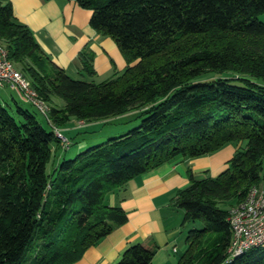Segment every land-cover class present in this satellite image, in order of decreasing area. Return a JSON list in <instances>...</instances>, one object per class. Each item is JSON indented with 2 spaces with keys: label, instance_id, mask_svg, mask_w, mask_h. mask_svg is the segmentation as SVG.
<instances>
[{
  "label": "trees",
  "instance_id": "trees-1",
  "mask_svg": "<svg viewBox=\"0 0 264 264\" xmlns=\"http://www.w3.org/2000/svg\"><path fill=\"white\" fill-rule=\"evenodd\" d=\"M76 1L93 10L95 29L116 40L127 60L122 72L102 81L73 77L17 19L11 0H0V46L49 105L42 114L52 127L21 97L14 98L19 119L0 100V264L78 261L129 219L110 202L114 191L229 143L238 145L225 170L202 178L191 170L190 184L172 198L183 225L194 224L176 264H264V247L228 252L229 210L264 178V0ZM81 57L94 76L93 56ZM209 72L220 75L203 78ZM130 112L138 125L62 155L49 172L53 156L70 147L56 128ZM155 252L133 244L115 264H150Z\"/></svg>",
  "mask_w": 264,
  "mask_h": 264
},
{
  "label": "crops",
  "instance_id": "crops-1",
  "mask_svg": "<svg viewBox=\"0 0 264 264\" xmlns=\"http://www.w3.org/2000/svg\"><path fill=\"white\" fill-rule=\"evenodd\" d=\"M11 2L17 19L34 31L45 52L73 77L102 81L126 68L127 60L116 40L91 25L92 9L76 0ZM260 17L264 20V13ZM84 51L93 56L94 76L84 70ZM72 122L67 130H73ZM236 150L229 143L212 153L166 162L129 180L110 195L112 204H120L127 211V222L86 249L72 264H115L128 246L137 243L156 248L150 264H176L187 247L185 240L180 248L182 235L187 233L184 211L172 198L190 184L191 170L196 178L217 176L228 167Z\"/></svg>",
  "mask_w": 264,
  "mask_h": 264
},
{
  "label": "built area",
  "instance_id": "built-area-1",
  "mask_svg": "<svg viewBox=\"0 0 264 264\" xmlns=\"http://www.w3.org/2000/svg\"><path fill=\"white\" fill-rule=\"evenodd\" d=\"M5 86L18 90L23 100L47 114L49 105L39 97L30 80L15 66L7 50L0 46V87ZM56 132L68 145L70 141L61 129L56 128ZM228 220L232 230L228 249L230 257L252 248L264 247V178L260 184L250 188L243 201L231 206Z\"/></svg>",
  "mask_w": 264,
  "mask_h": 264
},
{
  "label": "rangeland",
  "instance_id": "rangeland-1",
  "mask_svg": "<svg viewBox=\"0 0 264 264\" xmlns=\"http://www.w3.org/2000/svg\"><path fill=\"white\" fill-rule=\"evenodd\" d=\"M223 74H231L230 72H226ZM220 75L217 72H209L207 73L203 78L213 77ZM21 94L18 90L10 87H0V100L8 102L10 107V111L17 119H19V114L16 111V103L15 99L21 100ZM15 98V99H14ZM23 106L30 109L32 112H34L38 119L41 121V123L45 126L47 129H52L50 123L47 121L46 117L31 103L20 101ZM139 124V118H136L135 115L132 114V112L128 113L124 117H111L105 120H97L90 123H84V121H78L77 119H74L71 123L70 129L73 130H67L64 127H61L63 133L70 137V146L68 149L61 148L57 155L51 160V162L48 164V170L51 172L53 167L56 163H59L60 159L62 158V155H64L67 158L75 156L78 152L81 151L82 147L84 145H96L102 142L107 141L110 137L120 135L122 133H125L129 131L131 128ZM64 142V141H63ZM65 143V142H64ZM234 146L237 147V143H231ZM247 144V141H243L242 145L243 147ZM83 145V146H81ZM55 159V163L54 160ZM232 204H228V202H222L220 203L221 207L224 208H230ZM183 217V211H180ZM194 224L192 222H188L187 225H185V232L187 233V229L190 227H193ZM181 235V234H180ZM186 240V234L182 235V239L180 241V248L183 249L184 241Z\"/></svg>",
  "mask_w": 264,
  "mask_h": 264
}]
</instances>
